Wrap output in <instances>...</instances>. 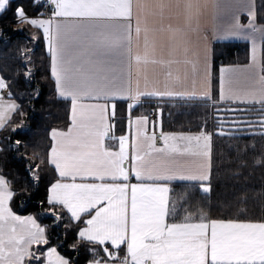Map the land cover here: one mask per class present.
Instances as JSON below:
<instances>
[{"label": "snow or ice", "instance_id": "6c2138e0", "mask_svg": "<svg viewBox=\"0 0 264 264\" xmlns=\"http://www.w3.org/2000/svg\"><path fill=\"white\" fill-rule=\"evenodd\" d=\"M32 5L45 11L29 16L22 4L0 0V17L11 11L16 23L42 30L55 92L69 102L66 130L51 128L46 157L34 152V158L41 161L37 170L54 168L57 177L46 189L47 211L57 221L64 212L72 221L88 217L78 238L98 247L88 249L92 258L86 264H264V219L241 218L250 201L264 208V186L234 189L233 201L224 205L236 213L229 218H212L211 208L202 205L190 211L183 203L188 187L211 191L213 133L204 127L196 133L161 128L157 135L149 132L147 115H131L146 98L245 105L234 109L246 115L233 125L258 126L252 134L264 136V60L257 55L264 23L257 22L255 0H32ZM210 39L251 44L248 64L220 68L218 101L211 88ZM30 51L20 50L26 78L32 75L25 67ZM9 85L0 74V130L20 109ZM117 100L127 102L131 130L119 137L113 131ZM160 112L157 108L154 129ZM18 127L23 120L12 131ZM216 133L232 134L223 122ZM106 140L118 141V149ZM237 151L239 175L247 161ZM26 171L38 182L31 164ZM174 182L185 186L176 198ZM13 197L12 183L0 174V264H72L55 247L33 249L49 243L46 228L33 215L14 212Z\"/></svg>", "mask_w": 264, "mask_h": 264}, {"label": "trees", "instance_id": "16d2710c", "mask_svg": "<svg viewBox=\"0 0 264 264\" xmlns=\"http://www.w3.org/2000/svg\"><path fill=\"white\" fill-rule=\"evenodd\" d=\"M264 0H256L258 11V23H264ZM22 4L29 16H35L41 12V8H35L32 0H13V5ZM0 28H3L4 35L0 37V74H3L10 82V90L13 99L20 105L19 111L13 114L9 125L0 130V174H4L12 183L14 197L10 207L19 215H33L42 227L46 228L47 245L34 246L45 250L48 247H55L63 256L69 259L72 264H86L91 259L89 248L98 247L89 245L85 241H79L78 230L83 221L74 222L64 212L59 221L52 213L48 212L46 201V189L56 179L53 168L41 165L37 170L36 166L41 164L38 157L34 158V152L46 157L50 147L48 135L51 128L66 129L69 123L68 110L69 102L56 97L52 80L49 76V55L46 45L39 32L30 26L18 24L13 20L9 11L0 17ZM23 28L24 31H16ZM37 34V39H32V34ZM30 49L29 56L31 63L25 67L32 69L30 78L24 76V67H21L20 50ZM249 47L243 42L216 43L212 47V74H213V99L218 101L217 71L220 66L244 64L248 61ZM27 59V57H25ZM262 60H264V43L262 45ZM37 92L39 93L37 95ZM243 108V105H232L218 103L212 106L210 102L201 100L191 101H163L153 104H141L132 110V114L149 115L154 108L161 109L160 128L165 132H199L202 127L212 132V179L211 191L201 193L197 186L187 188V199L184 206L194 211L199 206L210 207L212 218H229L236 214L224 207L225 202L233 201V191L241 186L251 189H260L264 186V163L256 165L254 161L260 158L264 161V136L258 133L259 127L247 129L235 127L233 121L246 114L234 111L236 108ZM121 110V111H119ZM127 111L126 103H116V112L119 120L114 127V135H122L127 127L124 112ZM257 119L255 115L249 117ZM23 120V127L12 131L13 126L19 125ZM223 122L226 131L231 135L220 136L216 128ZM17 140L22 143L19 149L12 147ZM27 144V147H25ZM240 155L247 161V167L240 170L237 175V156ZM31 164L34 171H38V182L33 180L26 171ZM184 185H173V197L183 195ZM60 212L59 207L54 209ZM184 208L180 210L178 217L183 215ZM239 215V214H237ZM177 217V218H178ZM241 218L264 219V208L259 202L255 205L249 202L248 210ZM73 244L77 246L72 247ZM110 247V246H109ZM119 255H124L121 248Z\"/></svg>", "mask_w": 264, "mask_h": 264}, {"label": "crops", "instance_id": "0c3cea01", "mask_svg": "<svg viewBox=\"0 0 264 264\" xmlns=\"http://www.w3.org/2000/svg\"><path fill=\"white\" fill-rule=\"evenodd\" d=\"M255 2H256V0H255ZM241 22L242 23H247V16H246V14H244V13H242L241 14ZM37 30V29H36ZM38 32H39V34H40V36L42 37V39H43V32H42V30H37ZM209 35H211V34H209ZM43 41H44V39H43ZM226 42H243V43H247V45H248V47H249V56H248V61L246 62V63H244V64H237V65H226V66H242V65H246V64H248L249 63V60H250V56H251V44H250V42H248V41H245V40H238V39H231V40H216V39H210L209 40V45H210V48H211V74H212V47H213V45L214 44H216V43H226ZM263 43L264 42H261V44H260V50L258 51V53H257V55L262 59V45H263ZM44 44H45V42H44ZM222 66H220L219 68H218V71H217V86L215 87V89H216V91H217V97H218V100H219V77H220V68H221ZM48 71H49V76H50V78H51V80H52V83H53V88H54V92H55V84H54V80L52 79V77H51V71H50V57H49V69H48ZM211 88H212V94H213V88H214V86H213V74L211 75ZM55 95H56V97L57 98H59L58 96H57V94H56V92H55ZM5 99H8V97H7V95L5 94ZM59 99H61V100H63L62 98H59ZM65 101V100H64ZM164 101H173V100H168V99H166V100H164ZM126 103L127 104V102L126 101H120V100H117L116 101V103ZM158 102H163V101H159V100H156V99H145L141 104H146V103H149V104H153L154 106H156V104H158ZM17 103V102H16ZM18 104V103H17ZM140 104V105H141ZM224 104H231V103H224ZM232 105H235V104H232ZM243 106H245V105H243ZM135 107H137V106H135ZM135 107L133 108V109H135ZM132 109V110H133ZM132 110H131V115H132V117L133 118H135L136 116H140V115H146V114H136V115H134V114H132ZM119 111H121V110H119ZM128 114H129V109L126 111L125 110V112H124V116H126L125 117V121H126V124H127V127H126V130H125V132L122 134V135H126V134H130V129H129V127H128V120H127V118H128ZM119 114H117V112H116V117H115V121H114V124H117L116 122L119 120ZM148 117H149V124H148V130H149V132H151V131H153V130H155L156 132H157V135L159 134V131H160V113H159V120H158V122H157V125L155 126V129H154V127H153V123H152V121L153 120H156V118H157V113H156V108H154V111H152L149 115H147ZM155 117V118H154ZM64 130H66V129H64ZM120 136V135H119ZM119 136H117V137H119ZM106 143L110 146V147H113L114 149H118V141H113V140H106ZM54 169V168H53ZM137 181L135 180V177H132L131 178V183H136ZM175 184H180V183H176V182H174L172 185H171V187L173 188V185H175ZM11 203V202H10ZM19 215V214H18ZM30 215V214H29ZM69 215V214H68ZM21 216H26V215H21ZM35 218V217H34ZM88 217L87 216H84L83 218H82V220L81 221H83V220H86ZM180 217H178L177 219H179ZM36 219V218H35ZM37 220V219H36ZM74 222H78V221H74ZM37 223H39L38 221H37ZM85 225H84V223L82 224V226L81 227H84ZM78 232H79V230H78ZM35 245H33V247H34ZM110 246V245H109ZM121 248H123L124 249V246H121ZM47 249H45L44 251H46ZM58 251V250H57ZM58 253L60 254V255H62L59 251H58ZM63 256V255H62ZM65 257V256H64ZM66 258V257H65ZM67 259V258H66Z\"/></svg>", "mask_w": 264, "mask_h": 264}, {"label": "built area", "instance_id": "2783aa9c", "mask_svg": "<svg viewBox=\"0 0 264 264\" xmlns=\"http://www.w3.org/2000/svg\"><path fill=\"white\" fill-rule=\"evenodd\" d=\"M41 9H42L41 12L45 11V9L43 7Z\"/></svg>", "mask_w": 264, "mask_h": 264}, {"label": "rangeland", "instance_id": "374dc122", "mask_svg": "<svg viewBox=\"0 0 264 264\" xmlns=\"http://www.w3.org/2000/svg\"><path fill=\"white\" fill-rule=\"evenodd\" d=\"M0 94H2V93H0Z\"/></svg>", "mask_w": 264, "mask_h": 264}]
</instances>
